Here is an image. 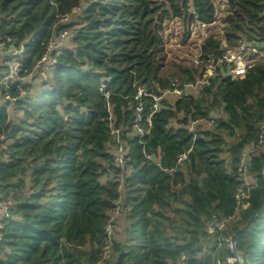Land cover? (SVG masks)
Returning a JSON list of instances; mask_svg holds the SVG:
<instances>
[{"label":"trees","instance_id":"1","mask_svg":"<svg viewBox=\"0 0 264 264\" xmlns=\"http://www.w3.org/2000/svg\"><path fill=\"white\" fill-rule=\"evenodd\" d=\"M191 1L196 14L190 0H0V42L23 47L19 77L34 71L44 83L33 93L30 82L24 95L14 83L0 102V193L13 201L0 264H97L116 210L127 226L118 238L113 220L104 264H227L220 235L234 236L242 264H264V150L252 158V183L238 170L264 122V63L236 80L225 63L209 84L186 88L203 77L207 58L222 55L210 35L200 62H167L166 21L179 18L186 41L191 24L215 20L217 0ZM227 11V46L264 51V0H228ZM63 29L67 43L44 80L34 65ZM7 70L0 66V78ZM173 83L182 96L168 92ZM12 106L20 118H10ZM205 120L213 128L202 129ZM213 215L225 221L215 235Z\"/></svg>","mask_w":264,"mask_h":264},{"label":"built area","instance_id":"2","mask_svg":"<svg viewBox=\"0 0 264 264\" xmlns=\"http://www.w3.org/2000/svg\"><path fill=\"white\" fill-rule=\"evenodd\" d=\"M227 6H228V0H219V1L217 0V5L215 9V20L212 23L196 22L194 24L200 25L202 27L210 26V28L212 29V26L214 24L220 22L221 18L223 20L228 14ZM188 9L191 14H196V8H194L191 0L188 4ZM79 12H80V8L75 7L73 8L71 14L79 13ZM71 14H66L62 16L60 18V21L61 22L69 21ZM176 19L180 20L179 18ZM224 24L222 23L223 25L222 28L219 27L220 33L216 36L221 39L222 55L216 60L212 57L207 58L205 60L206 65H205L203 77L199 78L196 82L187 83L185 85L186 88L196 89L199 85L209 84L210 76L216 73L217 70L221 68V66L225 63L228 64L227 75H229L230 78L233 80H236L244 76L247 73L248 69L255 63L257 62L264 63V51H259L253 47L248 46L245 43H241L237 49L229 48L227 46L225 39ZM165 30L166 27H164V30L162 31V36L166 42V47H167L168 41L164 35ZM69 32H70L69 29L60 30L55 35V37H53L48 42L45 53L41 56L39 60L36 61L34 65V70L35 72H38L39 77H42L44 80L48 78L50 72L57 65L58 60L56 57V52L64 48V46L66 45ZM205 38L206 36L204 37V40ZM9 42H11V39H7L6 41L0 42V50H2L3 52H7V54L5 53V55L1 54L2 56L1 58L3 60L4 65L8 67V70L5 72L4 76L0 78L1 79L0 84L4 85V88H6L4 92L5 98H11L9 91L12 89L11 85L14 83L16 84L15 88L19 90L20 95L29 94L30 90L25 88L26 84H24V82L20 84L17 83V81L27 80V84H29L30 80H32V77L34 75V71H33V73L29 77H25V78L19 77L21 61L18 58H16V56L23 51V47H21L20 49H16L13 47V45L8 46ZM10 48L12 50H10ZM196 62L197 63L200 62V59H198V61ZM173 88L174 89L172 91L169 90L168 92L175 93L179 97L184 94V89L180 87L179 83H173ZM13 100H16V98H13ZM1 138L4 139L5 137L1 136ZM3 147L6 149V145H3ZM261 150H264V122L261 123L260 131L256 134V137L242 149L241 154L239 156L238 170L241 173V180L245 184L252 183L250 180H248V178H250L251 176L249 169L251 167L252 158L255 154H257ZM4 157L8 158L9 154L5 153ZM183 157L184 156H181L180 159H182ZM115 162L121 165L125 163L122 149H119V153L115 157ZM246 177L248 178L245 179ZM245 195L246 194L244 191L237 192V194L235 195L237 207L241 205V201L245 197ZM116 212L119 211L118 210L115 211V214L111 216L110 220L108 221L105 227L107 239L102 247L101 257L97 264H104L112 257V237L115 232V226L113 220L115 219V216L117 214ZM213 216L214 217L211 226L209 228V232L215 235L217 231L224 229L225 221L219 222L216 218V215ZM10 219H12L11 204L0 193V241L3 238V230L6 228V224ZM223 240L226 242V247L231 252V255L226 257V263L235 264L238 262L239 264H242L243 262L242 257L240 252L237 251L236 249L237 242L234 236L231 235L225 238L223 235H220L217 237L218 243L221 244ZM218 264H220V261H218Z\"/></svg>","mask_w":264,"mask_h":264},{"label":"rangeland","instance_id":"3","mask_svg":"<svg viewBox=\"0 0 264 264\" xmlns=\"http://www.w3.org/2000/svg\"><path fill=\"white\" fill-rule=\"evenodd\" d=\"M74 19H76V18H74ZM220 20H219L220 22H217V24H214L212 26V29L210 28V26L202 27L200 25L191 24L189 27L190 35L186 41H183L184 40L183 39L184 38V32L186 31V26H184V23L182 21L176 19V18L166 21L164 24L166 27L164 35L168 41V45L166 47L167 62L182 59L185 61V63L191 64L192 61H193L192 63H195L196 61H198L199 56L201 54V46L203 45V43L205 41L204 37L206 36V38H207L210 35L217 36L220 33V28H222V26H223L222 23L224 24L222 18ZM72 22H74V20ZM68 45L71 46V43L69 42ZM1 57L2 56H0V66L4 64ZM50 75L51 74H49L48 77H50ZM0 81H1V79H0ZM24 81H25L24 84H26L25 87H27V85H28L27 81L26 80H24ZM30 82H34L33 84H35L31 88V91L33 93L38 92L44 86L43 85L44 83H42V81H40L39 79H37L35 81L30 80ZM0 90H1L0 91V102H1L3 100V98L5 99V95H4L3 89H0ZM21 114L22 113L20 111L16 110V108L14 106H12L9 109V116L12 119L20 118L22 116ZM223 116H224L223 113H221L220 117H223ZM210 122L211 121H208V120H205L204 122L201 121L200 127L202 129H211V128H213L214 123H212V122L210 123ZM190 127L194 128L195 125H190ZM237 140H238L237 138H228V143L233 144ZM3 144L5 145L6 142H3ZM0 148H1L0 151L2 150V148H4L2 143L0 145ZM228 157L229 156H227V158ZM247 178L248 177H246L245 179H247ZM248 180H250V178H248ZM17 196L18 195H15V198H17ZM9 201H10V204L13 206V201L11 202V199H9ZM116 213H117L116 216L119 215L118 217L115 216V219L118 218V228L120 231L118 238H120L122 236V234L124 233L123 229L127 226V222L125 220V215L123 216L122 214H120V212H116Z\"/></svg>","mask_w":264,"mask_h":264},{"label":"crops","instance_id":"4","mask_svg":"<svg viewBox=\"0 0 264 264\" xmlns=\"http://www.w3.org/2000/svg\"><path fill=\"white\" fill-rule=\"evenodd\" d=\"M250 181H251V182L253 181V177H252V175L250 176Z\"/></svg>","mask_w":264,"mask_h":264}]
</instances>
